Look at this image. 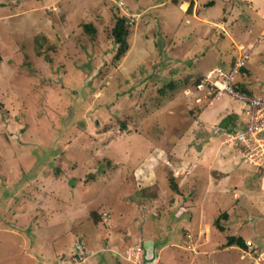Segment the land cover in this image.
Returning a JSON list of instances; mask_svg holds the SVG:
<instances>
[{
  "label": "rangeland",
  "instance_id": "rangeland-1",
  "mask_svg": "<svg viewBox=\"0 0 264 264\" xmlns=\"http://www.w3.org/2000/svg\"><path fill=\"white\" fill-rule=\"evenodd\" d=\"M191 1L0 0V264H264L249 107L196 86L264 96V0Z\"/></svg>",
  "mask_w": 264,
  "mask_h": 264
},
{
  "label": "built area",
  "instance_id": "built-area-1",
  "mask_svg": "<svg viewBox=\"0 0 264 264\" xmlns=\"http://www.w3.org/2000/svg\"><path fill=\"white\" fill-rule=\"evenodd\" d=\"M242 62H238L229 72L223 69L210 72L208 80L198 87L202 91L207 87L210 104L228 94L232 99L248 105L245 130L224 131V137L226 144L233 147L246 162L258 168L264 180V96H252L237 90L234 80L243 67L244 62Z\"/></svg>",
  "mask_w": 264,
  "mask_h": 264
},
{
  "label": "trees",
  "instance_id": "trees-1",
  "mask_svg": "<svg viewBox=\"0 0 264 264\" xmlns=\"http://www.w3.org/2000/svg\"><path fill=\"white\" fill-rule=\"evenodd\" d=\"M194 2L195 0H192L190 3V6L188 8V12L192 13L193 11V7H194ZM215 4V0L211 1L210 3H208L206 6L211 7L212 5ZM84 28L87 31H90L92 33L95 32V28L93 27V25L91 24H86L84 26ZM129 34V27H128V19H126L125 17H118L116 24L114 26V28L112 29V37L115 41V44L118 46V53H117V58H121L123 56V54H125V52L128 50L129 45H128V41H127V36ZM239 73H244L245 74V67H242ZM200 81H198L196 86H199ZM237 90H239L240 92L252 95V96H256L254 94H252L251 92H249L245 86H243L242 84H240L239 86L237 84H235ZM173 87V85H172ZM231 131V130H228ZM174 180V179H173ZM173 183V188L176 191H180L178 188V185L175 181H172ZM226 215H222L217 221H216V226L218 227V229L223 232L224 231V227L220 224L221 223V218H226ZM233 246H237L243 250H248V246L246 245V242L244 240L243 237H237V236H229L227 238V243L225 244V247H233Z\"/></svg>",
  "mask_w": 264,
  "mask_h": 264
},
{
  "label": "crops",
  "instance_id": "crops-1",
  "mask_svg": "<svg viewBox=\"0 0 264 264\" xmlns=\"http://www.w3.org/2000/svg\"><path fill=\"white\" fill-rule=\"evenodd\" d=\"M215 101H216V100H215ZM215 101H214V102H215ZM214 102H213V104H214Z\"/></svg>",
  "mask_w": 264,
  "mask_h": 264
}]
</instances>
